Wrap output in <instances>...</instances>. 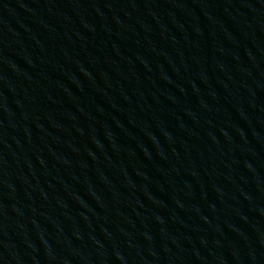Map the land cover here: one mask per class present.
I'll use <instances>...</instances> for the list:
<instances>
[{
	"label": "water",
	"instance_id": "obj_1",
	"mask_svg": "<svg viewBox=\"0 0 264 264\" xmlns=\"http://www.w3.org/2000/svg\"><path fill=\"white\" fill-rule=\"evenodd\" d=\"M0 264H264V0H0Z\"/></svg>",
	"mask_w": 264,
	"mask_h": 264
}]
</instances>
